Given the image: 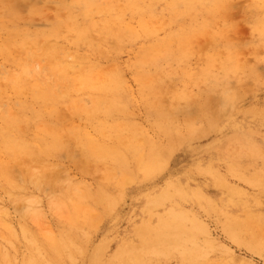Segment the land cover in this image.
<instances>
[{
	"label": "rangeland",
	"instance_id": "rangeland-1",
	"mask_svg": "<svg viewBox=\"0 0 264 264\" xmlns=\"http://www.w3.org/2000/svg\"><path fill=\"white\" fill-rule=\"evenodd\" d=\"M31 2L0 14V264H182L168 225L264 264V0Z\"/></svg>",
	"mask_w": 264,
	"mask_h": 264
},
{
	"label": "bare ground",
	"instance_id": "bare-ground-1",
	"mask_svg": "<svg viewBox=\"0 0 264 264\" xmlns=\"http://www.w3.org/2000/svg\"><path fill=\"white\" fill-rule=\"evenodd\" d=\"M24 5L32 6L31 0H0V14L1 13H9V18L3 25L5 31H9L11 33L18 32L20 23L22 20V16H20V12L23 10ZM0 24L1 21H0ZM1 26V25H0ZM2 29V26L1 28ZM13 41L7 42L9 45L12 44ZM26 73V72H25ZM31 71H28L27 74H30ZM33 98L37 102H42L43 98V92L40 93H35V96ZM22 107L27 110V109H32L34 108L33 103L28 101L22 104ZM36 110V109H35ZM25 116V119H27V116ZM39 117V113L34 111L33 118ZM11 121L10 119H8ZM13 121H15V118L13 117ZM37 129L40 128V125L36 123ZM4 132L0 131V135H3ZM7 137V134L4 135ZM36 139H40L39 136H32ZM6 150L9 154V156L15 158V159H23L25 163H28V159L36 155V152L38 151V148L33 144L31 138H27L26 143L19 144L17 140H15L13 137L9 136L7 145H6ZM40 153V151H39ZM41 154V153H40ZM23 157H27L23 158ZM103 196H99V199H103ZM185 220V219H184ZM245 218L243 220L239 221H233V223H249V220H253V217H250V219ZM178 228H173L170 225L165 226V229L163 230L162 228H155L154 233L155 236L157 237V245H158V250L155 252V255L162 259L170 257L173 253L176 255H179V260L182 264H197L199 260L201 261L204 257V254L200 247L197 244L195 234L194 232L190 234L192 237L187 238V239H182L183 244L180 245V250L174 249H167V245L173 244L175 239H181V234L179 231H177ZM167 244V245H166ZM121 248L119 251L116 252V254L113 256V258L110 259V261H105L102 262L101 259L95 258L92 259L89 263L90 264H114V260L119 258L121 254ZM5 256H7V253L3 252ZM44 260V258H43ZM30 262V261H28Z\"/></svg>",
	"mask_w": 264,
	"mask_h": 264
}]
</instances>
